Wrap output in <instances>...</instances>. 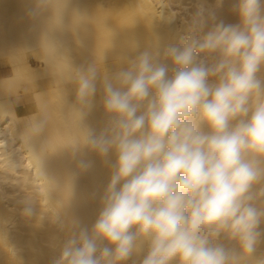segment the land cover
<instances>
[{
  "label": "clouds",
  "instance_id": "9594fccd",
  "mask_svg": "<svg viewBox=\"0 0 264 264\" xmlns=\"http://www.w3.org/2000/svg\"><path fill=\"white\" fill-rule=\"evenodd\" d=\"M67 2L50 32L63 28ZM35 3L31 16L54 7V0ZM223 3L215 0L217 8ZM233 11L239 24L197 12L189 35L164 50L171 75L158 48L112 75L103 59L74 68L45 34L43 45L71 70L61 82L76 86L69 109L81 135L66 147L115 157L91 231L73 220L51 264H124L145 245L139 264H264V252L256 255L264 242V0H235ZM98 83L108 120L96 134L82 122ZM39 111L29 118L25 147L43 177L41 161L55 152L40 139L48 120ZM78 168L87 171L91 162L81 159ZM35 201H21L22 215H34Z\"/></svg>",
  "mask_w": 264,
  "mask_h": 264
},
{
  "label": "bare ground",
  "instance_id": "6f19581e",
  "mask_svg": "<svg viewBox=\"0 0 264 264\" xmlns=\"http://www.w3.org/2000/svg\"><path fill=\"white\" fill-rule=\"evenodd\" d=\"M234 3L224 0L217 8L215 0H68L63 28L50 32L52 17L64 0H54L53 9L36 16L29 15L36 9L35 0H0V264H51L71 235L73 220L91 231L102 207L115 157L110 154L103 159L87 149L66 147L81 133L69 109L76 102V86L61 82L71 70L59 56L74 68L96 60L102 66L103 59V70L112 75L128 67L127 59L158 48L171 75L172 64L164 59V50L189 35L197 12L203 8L207 19L213 11L216 22L236 25L240 19L233 11ZM211 27L209 22L204 32ZM45 34L50 35L59 56L43 45ZM102 100L98 83L93 108L82 122L96 134L108 120ZM41 107L48 122L40 139L46 136V150L55 152L41 161L44 178L25 147L29 118L40 115ZM81 159L91 162L89 170L78 168ZM69 179L70 198V187L64 186ZM26 196L37 199L32 217L22 215L21 201ZM260 227L264 230V224ZM146 251L145 245L124 264H139ZM262 252L264 242L256 255Z\"/></svg>",
  "mask_w": 264,
  "mask_h": 264
},
{
  "label": "rangeland",
  "instance_id": "374dc122",
  "mask_svg": "<svg viewBox=\"0 0 264 264\" xmlns=\"http://www.w3.org/2000/svg\"><path fill=\"white\" fill-rule=\"evenodd\" d=\"M31 63H33V61H31Z\"/></svg>",
  "mask_w": 264,
  "mask_h": 264
}]
</instances>
